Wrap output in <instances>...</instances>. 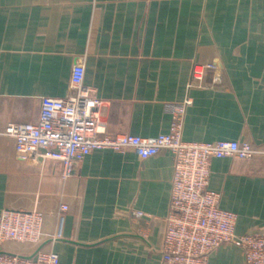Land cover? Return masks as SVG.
Instances as JSON below:
<instances>
[{
    "label": "crops",
    "instance_id": "1",
    "mask_svg": "<svg viewBox=\"0 0 264 264\" xmlns=\"http://www.w3.org/2000/svg\"><path fill=\"white\" fill-rule=\"evenodd\" d=\"M77 63L109 134L168 133V106L189 99L184 140L264 149V0H0V213L44 214L39 243H0V254L160 264L171 151L142 159L133 149H98L64 177L60 161L18 159L4 133L10 123H37L42 97L75 94ZM196 63L217 68L191 84ZM209 188L237 214L236 234L264 229L263 156L213 159ZM208 264L246 261L223 244Z\"/></svg>",
    "mask_w": 264,
    "mask_h": 264
},
{
    "label": "built area",
    "instance_id": "2",
    "mask_svg": "<svg viewBox=\"0 0 264 264\" xmlns=\"http://www.w3.org/2000/svg\"><path fill=\"white\" fill-rule=\"evenodd\" d=\"M216 68L213 63L194 64L191 84L202 79L206 69ZM84 73L83 64L74 65L71 87L75 94L70 97H42L37 123H10L6 127L4 133L15 139L17 158L60 161L63 176L68 177L74 163L94 150L133 149L140 158L146 159L168 149L174 157V171L160 264H208L210 255L223 244L241 248L246 264H264V229L236 234L237 214L222 209L221 193L209 188L213 159L264 157V149L235 140H184L182 131L189 99L168 106L172 114L168 133L153 137L109 134L100 126L102 101L93 89L84 85ZM43 221L44 214L39 210L4 209L0 213V243H39ZM0 264L64 263L54 251L40 250L32 258L1 253Z\"/></svg>",
    "mask_w": 264,
    "mask_h": 264
},
{
    "label": "water",
    "instance_id": "3",
    "mask_svg": "<svg viewBox=\"0 0 264 264\" xmlns=\"http://www.w3.org/2000/svg\"><path fill=\"white\" fill-rule=\"evenodd\" d=\"M37 252H38V251H37ZM37 252H36V253H37ZM36 253H35V254H36ZM35 254H34V255H35ZM34 255H32V256H29V257H26V258H32Z\"/></svg>",
    "mask_w": 264,
    "mask_h": 264
}]
</instances>
